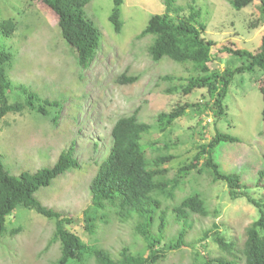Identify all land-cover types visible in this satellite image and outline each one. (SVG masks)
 <instances>
[{"label": "rangeland", "instance_id": "rangeland-1", "mask_svg": "<svg viewBox=\"0 0 264 264\" xmlns=\"http://www.w3.org/2000/svg\"><path fill=\"white\" fill-rule=\"evenodd\" d=\"M164 2L124 0L120 7L123 21L120 33L115 32L109 20L113 0L89 3L87 15L101 27L103 37L94 60L88 68L82 69L75 49L62 37L58 18L49 7L32 0H0V21L13 18L18 24L12 36L0 37V43L12 55L7 70L12 83L9 101H26V92L20 89L23 86L36 94L49 112V116L29 109L21 113L9 112L0 121V157L12 174L20 175L52 166L62 150L72 148L80 166L61 173L50 185L41 187L35 196L45 206L74 217L71 230L113 255L124 245L138 251L144 247L143 241L135 237L131 221L120 222L113 208H109L106 222L99 223L94 235L84 229L83 211L91 201L90 183L98 164L109 152L115 122L136 113L140 121L154 126L161 111H169L179 103L209 100L207 89H196L184 95L180 84L185 80L163 78L166 75L186 78L189 72L181 63L167 57L153 61L147 49L151 38H137L151 15L165 12ZM190 2L176 0L175 3L184 7L186 13ZM196 5L201 9V20L207 25L206 38L216 42L212 47V68L224 69L232 59L230 65L237 62L220 52L226 44L250 50L260 46L264 22L252 24L259 17L255 3L240 11L226 0H197ZM122 75L139 78L125 83L119 81ZM263 82L264 73L259 70L237 74L224 101L225 114L221 118L210 111L199 115L188 110L167 134L152 128L144 144L147 140L172 141L170 152L175 158L166 164L172 177L180 165L197 153L200 144L211 139L217 127L242 140L222 142L215 150L220 170L236 171L241 174L243 183H255L256 171L264 164V101L260 89ZM54 113L58 114V122L52 121ZM254 185L249 186L250 193L255 198H264V186ZM193 190L199 191L206 198L209 210L217 213L208 217L191 215L189 244L170 252L161 264H203V260L221 255L211 238L199 241L213 223L219 224L229 241L242 247L246 227L259 215L257 208L245 198L231 200L225 183L199 180L192 173L175 192V199L163 201L171 220L173 206ZM17 227L21 228L20 232L11 236L9 229ZM6 228L0 236V264H55L60 254L59 243L46 249L55 230L54 220L19 206L7 217ZM177 229L172 222L167 236H173Z\"/></svg>", "mask_w": 264, "mask_h": 264}, {"label": "trees", "instance_id": "trees-1", "mask_svg": "<svg viewBox=\"0 0 264 264\" xmlns=\"http://www.w3.org/2000/svg\"><path fill=\"white\" fill-rule=\"evenodd\" d=\"M49 7L58 18L60 33L64 40L76 52L77 62L82 69L90 66L97 49L101 45L103 31L95 21L87 15L86 7L93 0H32ZM237 11L256 4L259 17L253 26L264 22V0H226ZM176 0H165V12L150 16L145 28L137 38L150 37L147 49L153 61L159 62L167 57L181 63L189 75L175 77L166 75L168 81L185 80L180 84L181 93L188 95L196 89H207L209 100L206 102H184L176 104L169 111L157 114L156 124L140 121L136 113L119 118L112 129V144L108 154L98 164V170L90 183L91 201L83 211L84 229L89 235L98 232L99 223L106 222L109 208L116 212L120 222L131 221L136 238H140L144 247L135 250L124 245L113 255L111 251L97 243L85 241L71 230L74 217L45 206L35 193L48 186L61 173L70 168H77L80 163L73 156L72 148L64 149L57 161L50 167L38 169L34 173L22 172L12 174L0 157V236L6 232V219L19 206L35 210L44 217L54 220L55 230L46 249L56 242L60 245V254L55 264H161L170 252L189 244L187 237L192 227L191 215L197 213L208 217L217 211L209 210L206 198L197 190L184 196L173 206V220L169 210L163 207V201L175 199V192L186 183L192 173L210 183L223 182L231 200L245 198L258 210V217L246 227V238L242 247L229 241L220 231L219 224L203 232L199 241L211 238L222 254L218 257L203 260V264H264V198H255L249 186H264V164L256 171L255 183H243L240 173L222 171L214 153L222 142L239 143L241 138L217 127L207 143L199 145L197 153L177 169L170 177L166 165L175 156L170 152L172 141L147 140L146 135L152 128L167 134L175 121L185 115L188 110L203 114L210 111L215 117L225 114L224 101L230 85L237 74L262 71L264 73V34L260 46L256 50L226 44L220 52H225L237 61L224 69L212 68L210 63L214 56L212 47L214 40L205 36L207 25L201 20V9L197 8V0H191L188 11L176 5ZM124 0H113V8L109 20L116 33L123 28L120 7ZM17 22L13 18L0 21V37H10L17 30ZM12 55L0 43V121L9 113H21L29 109L45 116L49 112L40 103L39 97L32 91L20 86L26 92L25 102H10L8 92L12 83L7 70L11 66ZM139 77L122 75L120 82L131 83ZM264 101V82L260 87ZM264 116V109H263ZM52 121L58 122V114L52 115ZM163 143V144H162ZM162 144V145H160ZM149 150V152H148ZM264 163V153L262 155ZM178 226L173 236H167L170 225ZM21 227V226H19ZM9 229L13 236L21 228ZM205 247V246H204ZM201 255V253L197 252ZM205 258L204 256H202ZM190 264H196L191 262Z\"/></svg>", "mask_w": 264, "mask_h": 264}]
</instances>
